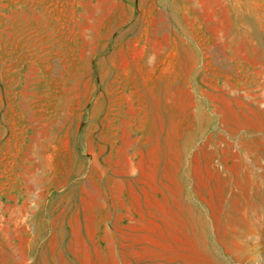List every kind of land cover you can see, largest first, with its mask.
Masks as SVG:
<instances>
[{
	"label": "rangeland",
	"instance_id": "374dc122",
	"mask_svg": "<svg viewBox=\"0 0 264 264\" xmlns=\"http://www.w3.org/2000/svg\"><path fill=\"white\" fill-rule=\"evenodd\" d=\"M0 264H264V0H0Z\"/></svg>",
	"mask_w": 264,
	"mask_h": 264
}]
</instances>
